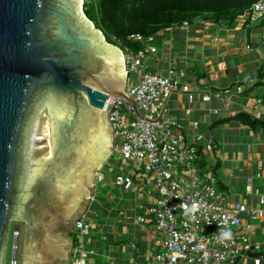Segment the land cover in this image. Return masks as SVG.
Returning <instances> with one entry per match:
<instances>
[{
  "label": "water",
  "instance_id": "water-1",
  "mask_svg": "<svg viewBox=\"0 0 264 264\" xmlns=\"http://www.w3.org/2000/svg\"><path fill=\"white\" fill-rule=\"evenodd\" d=\"M81 8L82 0H0V264L11 220L24 224L21 264L66 261L59 228L111 151L104 102L135 108L123 54ZM43 108L49 156L31 158Z\"/></svg>",
  "mask_w": 264,
  "mask_h": 264
},
{
  "label": "built area",
  "instance_id": "built-area-1",
  "mask_svg": "<svg viewBox=\"0 0 264 264\" xmlns=\"http://www.w3.org/2000/svg\"><path fill=\"white\" fill-rule=\"evenodd\" d=\"M84 2L82 0V7ZM81 10L83 12V8ZM263 14L264 0H257L240 21L255 20ZM130 39L142 42L141 36ZM114 47L123 54L125 93L135 108L124 99L112 96H108L103 105L114 141L113 152L118 154V171L113 181L122 191L140 190L153 199L146 208L154 228L151 235L153 264H240L245 259L252 264H262L264 245L262 254H258L261 245L252 243L248 234L254 221L264 223V211L240 203L227 207V198L217 190V178L199 169L198 147L209 152L211 143L204 142L200 134L189 140L180 123L165 117V100L181 85L184 72L168 69L165 75H160L146 71L147 55L156 52L149 43L135 52ZM245 48L249 50L250 46ZM180 91L189 103L194 100L196 90L189 84H182ZM215 98L219 99L220 95L215 94ZM210 99L208 93L201 95L204 103ZM190 113V109H185L186 116ZM190 124L194 129L198 126L197 122ZM123 168H128L129 172H122ZM193 203L197 208L189 211ZM145 222L142 216L134 219V223L140 225ZM91 227L84 216L75 219L67 264H93L95 251L86 246ZM226 229L232 233L231 240H218L216 235ZM262 232L264 235V224ZM19 236L20 229L14 226L9 264H18ZM131 247L134 249L133 244Z\"/></svg>",
  "mask_w": 264,
  "mask_h": 264
},
{
  "label": "crops",
  "instance_id": "crops-1",
  "mask_svg": "<svg viewBox=\"0 0 264 264\" xmlns=\"http://www.w3.org/2000/svg\"><path fill=\"white\" fill-rule=\"evenodd\" d=\"M154 39L159 44L151 43L156 52L147 55L146 71L160 75L168 69L184 72L180 84L196 90L191 103L180 91L181 85L173 91L165 100V117L180 123L189 140L200 134L204 142L211 143L209 152L198 147L199 169L217 178V190L227 198V207L240 203L264 211V126L259 123L249 127L241 119L232 118L243 115L248 121L264 122V84L256 79V73L264 68V14L232 26L196 20L186 27H171ZM206 93L211 95L208 103L201 101ZM185 109L191 110L190 116L185 115ZM191 122L198 123L196 129ZM133 194L139 203L132 200L129 210L116 215L114 223H91L94 233L89 231L86 246L95 251L93 264H153L154 228L146 213L153 199L142 191ZM86 210L79 215L84 216ZM139 216L146 219L144 225L134 223ZM263 224L254 221L250 234L242 231L252 243L261 245L258 254L263 251ZM65 255L68 261L67 251ZM240 264L252 261L245 259Z\"/></svg>",
  "mask_w": 264,
  "mask_h": 264
},
{
  "label": "trees",
  "instance_id": "trees-1",
  "mask_svg": "<svg viewBox=\"0 0 264 264\" xmlns=\"http://www.w3.org/2000/svg\"><path fill=\"white\" fill-rule=\"evenodd\" d=\"M83 3V14L105 37L107 43L122 51L135 52L163 31L192 24L196 20L232 26L257 0H89ZM246 21L249 18L245 19ZM141 36L142 42L130 39ZM258 84H264V68L256 73ZM244 125L253 127L264 122L248 121L236 115ZM118 163V161H117Z\"/></svg>",
  "mask_w": 264,
  "mask_h": 264
},
{
  "label": "rangeland",
  "instance_id": "rangeland-1",
  "mask_svg": "<svg viewBox=\"0 0 264 264\" xmlns=\"http://www.w3.org/2000/svg\"><path fill=\"white\" fill-rule=\"evenodd\" d=\"M85 3H90L89 0H85ZM153 44H159L156 39L153 40ZM46 111L45 108H43L40 113L37 116L33 136H32V143H31V152L30 156L33 157H44L47 153L46 148L43 147L46 144V138L42 137V128L45 122H47L46 118ZM114 149V141L111 142V151L107 155L106 159L102 162L100 167L97 169L94 167L91 171L93 174L90 183L87 186L88 188L85 190V196L83 195L81 197V200L79 202V206L77 207V210L73 212V214L70 216L69 221L64 225H71V232L73 223L76 218L80 217V213L83 209H86V213H84V217L86 219V215L88 216L89 221L92 224H98L102 225L104 222L110 221L114 223L117 219L116 215L121 214L122 211L125 212L129 210V204H131V201H135L136 203H139L138 200L133 199V189L130 191H122L120 188L116 187L114 185L113 181V174L118 171L117 169V156L118 154L115 152H112ZM112 152V154H111ZM122 172H129L128 168L121 169ZM102 174V179H98V175ZM95 184V186H94ZM93 187L95 188L93 192ZM140 192V190H139ZM135 195H140V193H137ZM136 196V197H137ZM91 198V200H89ZM93 198V199H92ZM86 207V208H85ZM14 226H19L20 228V236L18 240V257L17 262L18 264H21V256H22V249H23V225L22 222L18 221H9L8 226V237H7V249L5 252L4 257V264H9L10 258H11V246H12V230ZM100 229V228H98ZM60 237L65 240L66 242H70L72 244V234H71V240L68 235H66V232L61 230L60 231ZM91 234H93V231H90ZM68 243H60V246H62L63 251L69 250V244ZM64 264V261L62 262Z\"/></svg>",
  "mask_w": 264,
  "mask_h": 264
},
{
  "label": "clouds",
  "instance_id": "clouds-1",
  "mask_svg": "<svg viewBox=\"0 0 264 264\" xmlns=\"http://www.w3.org/2000/svg\"><path fill=\"white\" fill-rule=\"evenodd\" d=\"M197 208V204L196 203H193L191 205V208L189 209V211H193ZM217 239L220 240V241H227V240H231L232 238V233L230 230H223L221 232H219L217 235Z\"/></svg>",
  "mask_w": 264,
  "mask_h": 264
},
{
  "label": "bare ground",
  "instance_id": "bare-ground-1",
  "mask_svg": "<svg viewBox=\"0 0 264 264\" xmlns=\"http://www.w3.org/2000/svg\"><path fill=\"white\" fill-rule=\"evenodd\" d=\"M124 71H125V69H124ZM42 137H43V139H44V137L46 138V144H45V146L43 145V147H45L46 151H47V153L44 156V157H46V156H49V151H50V149H49L50 148V140H49V125H48V121L45 122L44 125H43Z\"/></svg>",
  "mask_w": 264,
  "mask_h": 264
},
{
  "label": "flooded vegetation",
  "instance_id": "flooded-vegetation-1",
  "mask_svg": "<svg viewBox=\"0 0 264 264\" xmlns=\"http://www.w3.org/2000/svg\"><path fill=\"white\" fill-rule=\"evenodd\" d=\"M22 227H24V224L22 223ZM19 227V226H18ZM20 229V228H19ZM59 230H63L66 232V235L69 236L70 240H71V225H66V226H63V227H60ZM70 247V246H69ZM68 261H65L64 264H67Z\"/></svg>",
  "mask_w": 264,
  "mask_h": 264
}]
</instances>
